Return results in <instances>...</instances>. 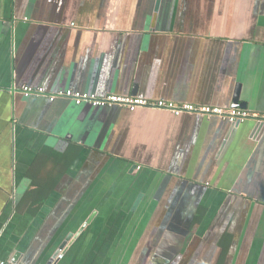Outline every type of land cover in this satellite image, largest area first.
I'll list each match as a JSON object with an SVG mask.
<instances>
[{"label": "crops", "instance_id": "obj_1", "mask_svg": "<svg viewBox=\"0 0 264 264\" xmlns=\"http://www.w3.org/2000/svg\"><path fill=\"white\" fill-rule=\"evenodd\" d=\"M23 85L264 115V0H0V261L264 264L253 119Z\"/></svg>", "mask_w": 264, "mask_h": 264}, {"label": "built area", "instance_id": "obj_2", "mask_svg": "<svg viewBox=\"0 0 264 264\" xmlns=\"http://www.w3.org/2000/svg\"><path fill=\"white\" fill-rule=\"evenodd\" d=\"M20 93L24 97L29 96H42L47 97L50 103L57 99H68L73 105L80 106L82 104H88L94 108H111L118 107L133 112L139 108L162 110L171 113L175 116L181 114H193L205 118L217 117L227 123L241 124L247 120L253 119L258 128H264V115H254L246 110L238 108H221L206 105H190V104H173L165 101L150 102L145 99L137 97L120 96L115 94L105 95L103 97H97L91 93L76 92L72 90H61L55 93L46 94L45 91L40 87H32L23 85L20 87ZM64 248V247H63ZM61 248L58 251L56 257L52 260L51 264L58 262L63 257L64 249ZM0 264H22L11 261H0Z\"/></svg>", "mask_w": 264, "mask_h": 264}, {"label": "water", "instance_id": "obj_3", "mask_svg": "<svg viewBox=\"0 0 264 264\" xmlns=\"http://www.w3.org/2000/svg\"><path fill=\"white\" fill-rule=\"evenodd\" d=\"M239 95H240V86L237 85L236 88H235L234 94H233V99H232L231 107L232 108H238V109H244V105L242 103H239ZM263 131H264V128L262 129V128H258L256 126L255 130L253 131L252 136L255 138L259 134H261ZM70 238H71L70 236L67 237L66 241L62 244V246L60 247V249L63 248L69 242ZM57 254H58V252L56 253V255ZM56 255H55V257H56Z\"/></svg>", "mask_w": 264, "mask_h": 264}]
</instances>
